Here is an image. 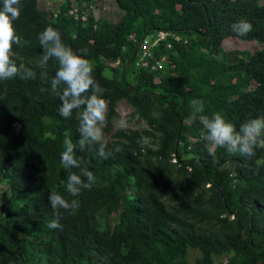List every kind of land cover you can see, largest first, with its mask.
Wrapping results in <instances>:
<instances>
[{"label": "trees", "instance_id": "16d2710c", "mask_svg": "<svg viewBox=\"0 0 264 264\" xmlns=\"http://www.w3.org/2000/svg\"><path fill=\"white\" fill-rule=\"evenodd\" d=\"M69 1L49 12L40 0H21L14 21L29 41L13 46L14 59L36 75L0 81V264H188L193 250L199 252L193 264H264V148L250 159L224 148L210 155L202 124L191 119L194 99L203 101L204 115L219 112L237 129L264 116V2L115 0L129 15L118 26L86 12L91 0H76L77 12L88 17L74 19ZM239 19L252 25L242 37L231 29ZM49 25L74 50L87 49L104 89L106 128L120 101L145 124L116 128L106 140L107 159L97 146L80 150L76 110L63 118L59 98L41 91L51 88L57 67L54 60L46 67L37 63V36ZM91 28L88 40L83 30ZM159 30L180 39L167 36L149 59L165 56L173 68H135L141 39H154ZM226 38L260 46L229 62L237 51L223 49ZM107 61L118 62L112 72ZM66 137L76 144L81 167L96 177L75 197L66 179L80 170L61 163ZM51 192L74 199L76 207L57 217ZM57 218L61 227L48 228ZM224 255L226 262L217 261Z\"/></svg>", "mask_w": 264, "mask_h": 264}, {"label": "clouds", "instance_id": "9594fccd", "mask_svg": "<svg viewBox=\"0 0 264 264\" xmlns=\"http://www.w3.org/2000/svg\"><path fill=\"white\" fill-rule=\"evenodd\" d=\"M21 7V0H0V81H8L16 76L25 80L34 79L36 75L31 67L18 65L14 59L16 53L13 46L23 48L29 44L17 34L14 26V21L20 17ZM231 29L238 37H242L252 30V25L245 19H239L232 23ZM37 39L42 50L38 65L46 67L50 60L57 64L55 75L50 81L51 88H42L41 91H50L59 98L61 103L58 112L63 118H70L76 110L80 150L97 146L98 155L107 159L111 153L106 151L107 141L102 131L107 104L103 98L104 89L94 79L92 64L86 58L87 49L74 50L51 25L46 26ZM191 107V119H198L202 124L201 135L209 144L210 155L214 154L213 148H224L230 154L238 153L250 159L255 155L256 148H264V116L248 119L237 129L219 112L211 116L204 115V103L201 100H192ZM152 115L154 118L159 117L157 112ZM75 149L76 144L66 137L60 154L61 163L65 169L80 170L79 174L70 172L66 179V191L72 197L77 196L82 188L90 189L96 180L93 172L81 167ZM48 202L57 217L61 209L71 211L76 207L74 199L69 201L57 192L49 194ZM47 227L60 228L59 219L51 220Z\"/></svg>", "mask_w": 264, "mask_h": 264}, {"label": "rangeland", "instance_id": "374dc122", "mask_svg": "<svg viewBox=\"0 0 264 264\" xmlns=\"http://www.w3.org/2000/svg\"><path fill=\"white\" fill-rule=\"evenodd\" d=\"M64 0H40V7L47 11H52L54 8L61 3H63ZM264 2V0H262ZM70 4L68 5L69 10H77L76 0H70ZM84 3H82V6ZM67 8V9H68ZM90 10L93 17L97 19L98 17H104L112 21L113 23H116V25H121L126 22V20L129 18V15L127 13L121 12L117 6L115 0H91L89 5L84 9L86 12ZM88 15H86V18ZM93 28L88 30H83L85 35L87 36L88 40H91V32ZM134 38H131V41H133ZM259 44L257 42L252 41H236L233 38H226L222 41V47L226 51H237L236 54L229 56V62L235 61L237 59H246L255 49L259 48ZM112 61L106 62V67H109L110 70H107V72H112V69H114L113 64H111ZM132 109L130 106H128L124 101H120L116 107V114L117 116L111 120V128H106V114L107 109L105 113V120L102 125V131L104 134L105 140H111L112 139V133L114 130L121 126V121H123V127L124 128H143L145 127V124L143 121H138L135 117H131ZM4 189V186H1V190ZM173 202V199L170 200V203ZM199 252L197 250H193L190 252L188 264H193L194 257L197 256ZM227 256H221L217 259V261H222V263L226 262Z\"/></svg>", "mask_w": 264, "mask_h": 264}, {"label": "built area", "instance_id": "2783aa9c", "mask_svg": "<svg viewBox=\"0 0 264 264\" xmlns=\"http://www.w3.org/2000/svg\"><path fill=\"white\" fill-rule=\"evenodd\" d=\"M69 14L73 15L74 19H78L81 18L82 20H86V14L82 13V15H80L77 10L73 11V10H69ZM171 36L172 40H179L180 37L174 33H170L168 31H164V30H159L156 32V37H154V39L152 38H148V37H143L140 41V43L138 44V54L136 55V58L134 59V67L137 69H141V70H148V69H155L156 67H168L169 69L173 68V66L166 64L165 61V56H161L159 59H153L152 61H150V57L152 56L151 53V49L154 45L159 44V42L161 40H165L167 38V36ZM167 46H169V43L167 44ZM109 62V61H107ZM152 62V63H151ZM117 61H112L111 64H113V66L117 65Z\"/></svg>", "mask_w": 264, "mask_h": 264}]
</instances>
